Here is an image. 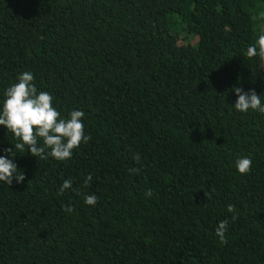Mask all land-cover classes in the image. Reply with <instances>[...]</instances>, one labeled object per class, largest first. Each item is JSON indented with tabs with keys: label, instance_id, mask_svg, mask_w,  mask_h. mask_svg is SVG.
I'll return each mask as SVG.
<instances>
[{
	"label": "trees",
	"instance_id": "16d2710c",
	"mask_svg": "<svg viewBox=\"0 0 264 264\" xmlns=\"http://www.w3.org/2000/svg\"><path fill=\"white\" fill-rule=\"evenodd\" d=\"M260 35L264 0H0V109L31 72L90 137L39 159L0 125L25 176L0 181V264H264V114L234 108L264 103Z\"/></svg>",
	"mask_w": 264,
	"mask_h": 264
},
{
	"label": "clouds",
	"instance_id": "9594fccd",
	"mask_svg": "<svg viewBox=\"0 0 264 264\" xmlns=\"http://www.w3.org/2000/svg\"><path fill=\"white\" fill-rule=\"evenodd\" d=\"M246 55L248 58L258 56L264 60V35H260L254 45L248 46ZM33 80L34 76L31 72H23L17 76L18 82L11 84L3 94L0 125H4L18 141L14 144V148H8L5 151L10 155H15L17 152H13V149L21 154L27 149L31 155L39 159H47L48 156L59 161L71 159L73 150L78 148L82 142L87 143L90 139L84 133L82 121L84 112L72 110L67 118H62L52 106L53 97L46 91H38ZM234 91L237 96L234 108L237 111L253 110L264 114V103L261 101V95H258L255 90L245 92L242 88L235 87ZM134 159L139 161V154H136ZM251 164L252 161L248 157L238 158L235 162L241 174L250 172ZM130 171L137 170L131 169ZM24 179L23 171H18V166L12 159L8 156H0V181L11 185L13 180L21 183ZM91 179V174H89L84 183L89 184ZM71 186V180H64L59 194L62 195ZM145 194L151 197L152 191L149 189ZM205 194L208 196L207 193ZM84 202L94 205L97 197L87 195ZM65 211L71 213L74 209L71 205H65ZM227 211L235 213V206L227 205ZM232 219L235 220L236 216L233 215ZM227 224V220H222L216 227V235L220 237L221 242H226Z\"/></svg>",
	"mask_w": 264,
	"mask_h": 264
}]
</instances>
